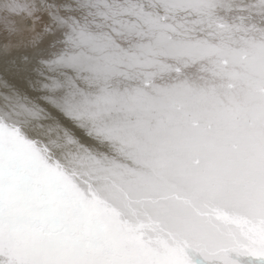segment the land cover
<instances>
[{
	"label": "snow or ice",
	"instance_id": "obj_1",
	"mask_svg": "<svg viewBox=\"0 0 264 264\" xmlns=\"http://www.w3.org/2000/svg\"><path fill=\"white\" fill-rule=\"evenodd\" d=\"M0 264H264V0H0Z\"/></svg>",
	"mask_w": 264,
	"mask_h": 264
}]
</instances>
